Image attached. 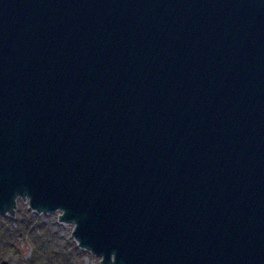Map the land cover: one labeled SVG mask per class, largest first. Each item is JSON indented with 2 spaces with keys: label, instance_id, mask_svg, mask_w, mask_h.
Returning a JSON list of instances; mask_svg holds the SVG:
<instances>
[{
  "label": "water",
  "instance_id": "water-1",
  "mask_svg": "<svg viewBox=\"0 0 264 264\" xmlns=\"http://www.w3.org/2000/svg\"><path fill=\"white\" fill-rule=\"evenodd\" d=\"M18 200L99 264H264V0H0Z\"/></svg>",
  "mask_w": 264,
  "mask_h": 264
},
{
  "label": "rangeland",
  "instance_id": "rangeland-1",
  "mask_svg": "<svg viewBox=\"0 0 264 264\" xmlns=\"http://www.w3.org/2000/svg\"><path fill=\"white\" fill-rule=\"evenodd\" d=\"M72 228L59 223L57 213L38 215L18 200L14 217L0 216V262L99 264V257L77 247Z\"/></svg>",
  "mask_w": 264,
  "mask_h": 264
},
{
  "label": "flooded vegetation",
  "instance_id": "flooded-vegetation-1",
  "mask_svg": "<svg viewBox=\"0 0 264 264\" xmlns=\"http://www.w3.org/2000/svg\"><path fill=\"white\" fill-rule=\"evenodd\" d=\"M0 264H1V262H0Z\"/></svg>",
  "mask_w": 264,
  "mask_h": 264
}]
</instances>
